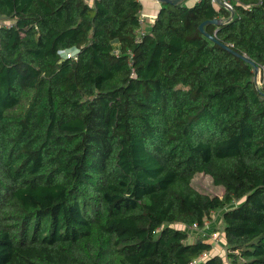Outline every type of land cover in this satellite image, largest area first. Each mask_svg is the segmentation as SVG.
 <instances>
[{"label": "trees", "instance_id": "1", "mask_svg": "<svg viewBox=\"0 0 264 264\" xmlns=\"http://www.w3.org/2000/svg\"><path fill=\"white\" fill-rule=\"evenodd\" d=\"M141 8L0 0V264H264V0Z\"/></svg>", "mask_w": 264, "mask_h": 264}, {"label": "rangeland", "instance_id": "2", "mask_svg": "<svg viewBox=\"0 0 264 264\" xmlns=\"http://www.w3.org/2000/svg\"><path fill=\"white\" fill-rule=\"evenodd\" d=\"M257 75H259V73ZM193 183L199 190L210 193V194L220 195L222 192L221 187L213 185L210 177L205 174L195 175V177L193 178ZM209 227H211L212 229H215V232L218 233L219 235L221 234L222 224H221V219H220V212L213 214L212 220L209 223Z\"/></svg>", "mask_w": 264, "mask_h": 264}, {"label": "built area", "instance_id": "3", "mask_svg": "<svg viewBox=\"0 0 264 264\" xmlns=\"http://www.w3.org/2000/svg\"><path fill=\"white\" fill-rule=\"evenodd\" d=\"M222 2V5L227 8L228 10L232 11V2L237 0H219ZM213 4H218L217 0H211ZM139 23H140V29L138 31L139 34L143 33L142 25L144 23V19L142 16V13L140 11V17H139ZM67 56H71L70 53L66 54ZM190 231L192 232H203V228H199L197 223H193L191 226L188 227ZM209 240L212 241L214 244L218 243L220 241V235L216 233L215 231H212L209 233ZM208 255L207 251L202 252L198 257L195 259L190 260L187 264H202L203 259Z\"/></svg>", "mask_w": 264, "mask_h": 264}, {"label": "crops", "instance_id": "4", "mask_svg": "<svg viewBox=\"0 0 264 264\" xmlns=\"http://www.w3.org/2000/svg\"><path fill=\"white\" fill-rule=\"evenodd\" d=\"M94 0H86L88 4H92ZM199 0H184V4L193 5ZM142 5L141 13L144 19V23L142 25V29L145 30L149 27V25L153 22L159 8L160 2L156 0H140ZM209 226V225H208ZM217 244V243H216Z\"/></svg>", "mask_w": 264, "mask_h": 264}, {"label": "water", "instance_id": "5", "mask_svg": "<svg viewBox=\"0 0 264 264\" xmlns=\"http://www.w3.org/2000/svg\"><path fill=\"white\" fill-rule=\"evenodd\" d=\"M156 1H158V2H160V3L179 4V3H181L183 0H156ZM217 2H218L219 5H222V2H221V1L217 0ZM222 6H223V5H222ZM232 14H233V11H231V15H232ZM230 17H231V16H230ZM208 23H216V24H220L221 22H220L219 20H217V19H212V20H205V21L201 22V23L198 25V29H199L202 33H204V34H205L206 36H208L210 39L217 41L216 38H215L214 36H211V35H209V34H207V33L205 32V30H204V25H205V24H208ZM236 54H237V53H236ZM241 57H242L247 63H250V64L253 66L254 73H255V75H257L258 72H259V67H258V65H257L256 63H254L253 61H251V60H250L247 56H245V55H241Z\"/></svg>", "mask_w": 264, "mask_h": 264}]
</instances>
